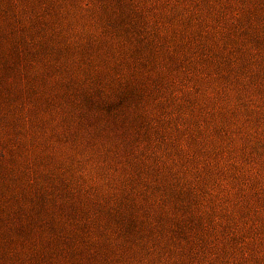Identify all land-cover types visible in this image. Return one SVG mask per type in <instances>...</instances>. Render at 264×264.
Wrapping results in <instances>:
<instances>
[{"label": "rangeland", "instance_id": "obj_1", "mask_svg": "<svg viewBox=\"0 0 264 264\" xmlns=\"http://www.w3.org/2000/svg\"><path fill=\"white\" fill-rule=\"evenodd\" d=\"M0 264H264V0H0Z\"/></svg>", "mask_w": 264, "mask_h": 264}]
</instances>
